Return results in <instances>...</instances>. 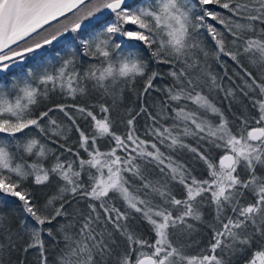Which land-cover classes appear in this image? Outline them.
<instances>
[{"label":"snow or ice","instance_id":"obj_1","mask_svg":"<svg viewBox=\"0 0 264 264\" xmlns=\"http://www.w3.org/2000/svg\"><path fill=\"white\" fill-rule=\"evenodd\" d=\"M8 197L0 264H264V0H0Z\"/></svg>","mask_w":264,"mask_h":264},{"label":"trees","instance_id":"obj_2","mask_svg":"<svg viewBox=\"0 0 264 264\" xmlns=\"http://www.w3.org/2000/svg\"><path fill=\"white\" fill-rule=\"evenodd\" d=\"M207 44L209 45V47L211 46L212 42L210 39L207 40ZM55 51H61L62 54L64 51H67L66 48H64L62 45L60 47H57L54 49L52 56L50 57L51 60H55ZM144 55L145 57H147L149 55V53L145 50L144 51ZM221 60H223L226 65L229 67V69L231 70L232 68L235 67V65L233 64V62L226 58V57H221ZM210 63H212V68L214 72L220 73L221 75L223 74V70L221 67H219L216 63H214L213 61H210ZM166 69L161 68V71H165ZM163 82H167V80L163 81ZM225 83H227V81H225ZM50 101L51 102H65V103H72V99L66 98V99H61L59 96H51L50 97ZM47 103V102H46ZM50 106V104H49ZM55 118L58 119V121L67 124L66 121H64V118L62 117L61 114L57 113L55 114ZM78 123H80L81 128L86 130V131H90V128L88 126V124L83 121V120H78ZM143 122L141 121V124ZM118 131H122L123 127L121 126L119 129H117ZM68 140H67V146H74L75 142L78 138V134L75 132V130H72L70 132H68ZM43 142V141H42ZM60 143H64V140L61 138ZM98 145L100 146L101 150H107V148L109 147V145L105 142V141H98ZM48 147L56 149V155H60L61 149H59L58 145L56 144H48ZM74 151H75V146H74ZM215 155V153H213ZM81 155H85L83 153V151H81ZM64 157L68 158V159H72L71 156H69L68 153H64ZM54 191L53 188L51 187H47V188H43V189H36L37 194L40 196V200L41 202H43L44 200V194H51V192ZM8 203L0 208V211H4V212H8V213H15L16 215H18L20 218H24V213L22 212V210L20 209V205L19 202L15 200V198L12 197H8L7 198ZM55 223V222H54ZM197 227H199L201 229V234H198L195 236L196 239H201V240H206L207 237L205 235H202L203 233L206 232V229L203 228V226L197 224ZM145 235H150L149 230H148V226L146 224H142L141 225V229H140ZM45 240L47 242V236L45 235ZM193 251L195 252L196 249H193ZM36 256L37 253L35 251H30L27 256H26V260H27V264H36ZM22 258H24L22 256Z\"/></svg>","mask_w":264,"mask_h":264},{"label":"rangeland","instance_id":"obj_3","mask_svg":"<svg viewBox=\"0 0 264 264\" xmlns=\"http://www.w3.org/2000/svg\"><path fill=\"white\" fill-rule=\"evenodd\" d=\"M36 38L38 39L39 37H36ZM195 167H196L199 171H202V170H203L201 165H196ZM199 171H198L197 174H199Z\"/></svg>","mask_w":264,"mask_h":264}]
</instances>
